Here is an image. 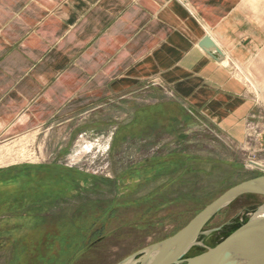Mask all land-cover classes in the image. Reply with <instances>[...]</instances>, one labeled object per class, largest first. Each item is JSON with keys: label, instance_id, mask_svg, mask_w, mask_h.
I'll return each mask as SVG.
<instances>
[{"label": "rangeland", "instance_id": "obj_1", "mask_svg": "<svg viewBox=\"0 0 264 264\" xmlns=\"http://www.w3.org/2000/svg\"><path fill=\"white\" fill-rule=\"evenodd\" d=\"M246 2L264 25V1ZM222 63L245 84L253 101L244 133L246 119L264 126V39L246 61L230 57ZM161 103L149 114L133 112ZM251 113L256 116L250 118ZM130 118L131 126L119 130ZM225 133L178 105L157 84L95 111L56 119L37 130L36 137L33 132L17 143L0 142V197L17 195L19 203L0 212V264H116L172 235L224 190L261 174L246 168L245 151L235 144L245 134L237 139L228 133L229 148L216 136ZM153 161L162 168L138 172ZM53 165L67 168L65 175L76 173L77 189L24 202L20 194L33 189L31 175L45 180ZM263 202L260 195L234 200L205 227H221L204 235L205 246L222 239ZM205 246L194 247L188 256Z\"/></svg>", "mask_w": 264, "mask_h": 264}, {"label": "crops", "instance_id": "obj_2", "mask_svg": "<svg viewBox=\"0 0 264 264\" xmlns=\"http://www.w3.org/2000/svg\"><path fill=\"white\" fill-rule=\"evenodd\" d=\"M254 14L246 0H0V142L36 137L153 78L241 139L253 101L222 62L246 61L264 39ZM207 34L220 54L200 45Z\"/></svg>", "mask_w": 264, "mask_h": 264}, {"label": "water", "instance_id": "obj_3", "mask_svg": "<svg viewBox=\"0 0 264 264\" xmlns=\"http://www.w3.org/2000/svg\"><path fill=\"white\" fill-rule=\"evenodd\" d=\"M200 45L220 54L221 50L207 34ZM244 195L264 197V173L242 180L216 196L172 235L145 246L116 264H264V202L252 215L230 229L212 246H205L204 235L221 227L206 229L209 222L224 208ZM205 246L188 256L194 247Z\"/></svg>", "mask_w": 264, "mask_h": 264}, {"label": "trees", "instance_id": "obj_4", "mask_svg": "<svg viewBox=\"0 0 264 264\" xmlns=\"http://www.w3.org/2000/svg\"><path fill=\"white\" fill-rule=\"evenodd\" d=\"M127 128H128L127 125H124V127L121 126L119 130L127 129ZM158 168H162V164L160 163V161H153V164L151 165L138 168V172L147 173L149 171H152L153 169H158ZM49 169L51 170V173L47 177L45 176V180L36 179L35 175L33 177L31 175L30 179L32 181L33 189L28 190V188L25 189V187L23 186V188L26 191H23L20 194V197L23 199L24 202L29 198H30L29 201H32V199H36L37 197H41L46 194V196L42 198V200H44L45 198H52L60 193H65L66 190L70 191L71 189H77L78 179H76L77 177L75 178L76 173L74 174V176L65 175V172L67 173L68 169L67 168L65 169L62 166H58V165H53ZM46 185L47 188L49 189H46L45 187ZM17 201H18L17 195L12 198H10L9 196L0 197V212L3 211L4 209L12 210L13 208L17 207V205H19ZM41 202L43 203L44 201ZM200 210H198L197 212H199ZM197 212H195L194 214H196Z\"/></svg>", "mask_w": 264, "mask_h": 264}, {"label": "built area", "instance_id": "obj_5", "mask_svg": "<svg viewBox=\"0 0 264 264\" xmlns=\"http://www.w3.org/2000/svg\"><path fill=\"white\" fill-rule=\"evenodd\" d=\"M151 83H156V85H160L163 88L164 92H167L170 96L174 97L173 92L164 87L160 81H156L155 78L152 79ZM256 116L255 113H251L250 118H254ZM244 139L235 142L238 149H241V151H245L244 153V160L246 162V168L248 169H255L261 173H264V168H256V166H251L250 162H261L264 165V126L258 125L254 120L252 119H246V128L244 133ZM223 143L229 147L233 148L232 141H230V136L228 133H225L220 135H216ZM82 137V135L80 136Z\"/></svg>", "mask_w": 264, "mask_h": 264}, {"label": "bare ground", "instance_id": "obj_6", "mask_svg": "<svg viewBox=\"0 0 264 264\" xmlns=\"http://www.w3.org/2000/svg\"><path fill=\"white\" fill-rule=\"evenodd\" d=\"M234 65H235V64H234ZM250 165H251V166H256V168H258V169H260V168H264V165H263L261 162H258V161H257V162L251 161V162H250ZM256 176H257V175H256ZM237 209H238V208H237ZM255 209H257V208H255ZM263 210H264V207H261V208H259V210L256 211V213L259 212V211H263ZM254 211H255V210H253L252 212H250L249 216L252 215V214L254 213ZM249 216H248V217H249ZM248 217H247V218H248ZM243 220H244V219H243Z\"/></svg>", "mask_w": 264, "mask_h": 264}]
</instances>
